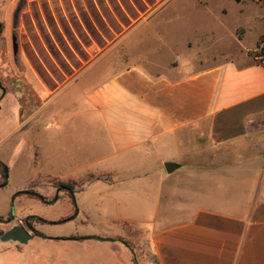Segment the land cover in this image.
Wrapping results in <instances>:
<instances>
[{
    "label": "crops",
    "instance_id": "1",
    "mask_svg": "<svg viewBox=\"0 0 264 264\" xmlns=\"http://www.w3.org/2000/svg\"><path fill=\"white\" fill-rule=\"evenodd\" d=\"M244 48L238 58L213 59L195 71L161 68L145 59L87 87L84 75L67 86L79 92L67 99V107L57 106L65 87L33 112L27 153L39 173L54 179L40 190L77 193L94 184L131 195L143 175L149 204L157 199L144 220L135 212L119 213L117 222L128 231L119 228L112 237L53 239L40 224L35 228L46 238L33 235L14 249L1 244L0 264H29L30 257L36 264L46 258L40 249L52 245L65 251L96 245L101 257L108 251L117 264H264V62H253L251 49ZM1 94L0 88V114L10 107ZM12 112L9 137L25 128L19 104ZM6 160L0 158L3 165ZM167 163L179 167L169 174ZM12 173L10 168L6 179L0 166V230L5 232L15 226L4 222L11 216L8 202L27 201L29 190L39 188H8ZM172 190H178L180 204L170 203ZM19 192L27 197L18 198ZM37 193L33 196L41 201L38 196L53 191ZM134 203L128 197L119 206ZM83 214L79 209L76 216ZM36 238L38 247L30 244Z\"/></svg>",
    "mask_w": 264,
    "mask_h": 264
},
{
    "label": "rangeland",
    "instance_id": "2",
    "mask_svg": "<svg viewBox=\"0 0 264 264\" xmlns=\"http://www.w3.org/2000/svg\"><path fill=\"white\" fill-rule=\"evenodd\" d=\"M244 47L251 49L248 54L253 62H264V0H0V83L6 91L4 95L1 89V96L10 106L0 114V158L6 157L9 172L10 168L14 172L8 188L23 184L39 187L37 192L53 191L41 194L49 204L35 199L39 194L33 190H29L28 200L22 203L14 202L15 197L6 206L11 218L5 220L12 219L15 226H24L26 220L34 227L41 224L40 230L53 239L112 237L120 229L127 230L117 221L119 213L128 211L144 220L157 198L153 194L155 201L149 204L151 196H147L149 190L145 191L148 180L143 175L137 178L136 190H130L131 195L94 184L74 194L40 190L54 179L39 173L32 165V153H27L33 138L31 115L84 75L87 77L83 85L87 87L145 59L161 68L181 66L195 71L213 59L238 58L246 51ZM76 94L79 92L72 88L62 91L57 106L67 107V99ZM18 104L25 128L9 137L6 131L12 127V110ZM16 142L26 145V149L22 151L23 147L19 148ZM161 183L155 181L156 186ZM172 191L174 199L170 203L180 204L175 198L178 190ZM20 193L18 198L27 197ZM128 197L131 201L134 198V207L119 206ZM79 209L88 218L84 214L76 216ZM37 217L45 222H39ZM129 229L131 232L132 228ZM38 242L36 238L30 244L38 247ZM1 244L4 243L0 240ZM5 244L14 249L18 243ZM94 246L90 250L65 251L52 245L40 249L44 260L34 262L119 263L107 256L108 251L101 257L102 247ZM28 263H33L32 257Z\"/></svg>",
    "mask_w": 264,
    "mask_h": 264
},
{
    "label": "water",
    "instance_id": "3",
    "mask_svg": "<svg viewBox=\"0 0 264 264\" xmlns=\"http://www.w3.org/2000/svg\"><path fill=\"white\" fill-rule=\"evenodd\" d=\"M14 47H15V51H16L17 46L15 45V39H14ZM0 88L3 90L4 95H5L6 91L3 88V86L1 85V83H0ZM178 167L179 166L177 164H174V163L165 164L166 171L169 174L173 173ZM3 171L5 173V178L8 179L9 178V170H8L7 166L3 165ZM40 198H41V200H44L43 197H40ZM32 239H33V235L31 234V232L23 226H15L6 232L0 230V240L3 243L14 242V243H18L21 245H26ZM96 239L102 240L101 238H96Z\"/></svg>",
    "mask_w": 264,
    "mask_h": 264
},
{
    "label": "flooded vegetation",
    "instance_id": "4",
    "mask_svg": "<svg viewBox=\"0 0 264 264\" xmlns=\"http://www.w3.org/2000/svg\"><path fill=\"white\" fill-rule=\"evenodd\" d=\"M64 188L65 187H61L60 189H64ZM65 191H69L71 194H74L73 191H71L70 189L65 190ZM38 198L41 199L40 196H38ZM42 201H44L46 204H49L47 200H42ZM35 219H37L39 222H45V221L41 220L39 217H37ZM4 222H6L7 224H9L10 222H12V219L6 220V221L4 220ZM23 227H25L26 229H28L31 233L34 234V236H36V234H37L38 231L36 230V228L34 227V225L30 223L29 220H26L25 221Z\"/></svg>",
    "mask_w": 264,
    "mask_h": 264
},
{
    "label": "trees",
    "instance_id": "5",
    "mask_svg": "<svg viewBox=\"0 0 264 264\" xmlns=\"http://www.w3.org/2000/svg\"><path fill=\"white\" fill-rule=\"evenodd\" d=\"M262 1H263V0H262ZM0 166H1V168H3V164H2L1 162H0ZM71 191H73V190H71ZM36 236L46 238L43 234H41V233H39V232H37Z\"/></svg>",
    "mask_w": 264,
    "mask_h": 264
}]
</instances>
